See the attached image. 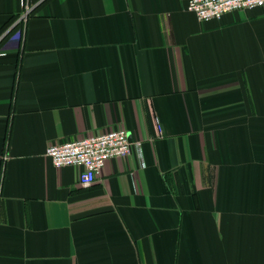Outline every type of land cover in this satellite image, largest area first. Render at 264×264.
<instances>
[{
    "label": "crops",
    "instance_id": "crops-1",
    "mask_svg": "<svg viewBox=\"0 0 264 264\" xmlns=\"http://www.w3.org/2000/svg\"><path fill=\"white\" fill-rule=\"evenodd\" d=\"M187 1L0 0V264H264V6ZM116 128L89 186L45 155Z\"/></svg>",
    "mask_w": 264,
    "mask_h": 264
},
{
    "label": "built area",
    "instance_id": "built-area-1",
    "mask_svg": "<svg viewBox=\"0 0 264 264\" xmlns=\"http://www.w3.org/2000/svg\"><path fill=\"white\" fill-rule=\"evenodd\" d=\"M35 4H37L35 0H21L22 12L17 21L25 22ZM262 6L264 0H188L186 8L193 12L198 20H212L219 19L229 12ZM140 144L141 142H135L137 147ZM131 146L127 131L116 128L96 135L52 144L46 148L45 155L56 167H81L78 181L82 186H89L94 182L107 159L128 155Z\"/></svg>",
    "mask_w": 264,
    "mask_h": 264
}]
</instances>
